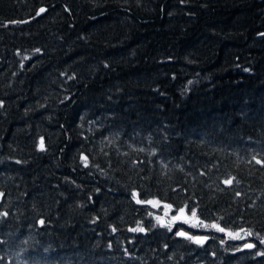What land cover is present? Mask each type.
I'll return each instance as SVG.
<instances>
[{"label": "trees", "instance_id": "trees-1", "mask_svg": "<svg viewBox=\"0 0 264 264\" xmlns=\"http://www.w3.org/2000/svg\"><path fill=\"white\" fill-rule=\"evenodd\" d=\"M262 34L264 0H0V264H264Z\"/></svg>", "mask_w": 264, "mask_h": 264}, {"label": "rangeland", "instance_id": "rangeland-1", "mask_svg": "<svg viewBox=\"0 0 264 264\" xmlns=\"http://www.w3.org/2000/svg\"><path fill=\"white\" fill-rule=\"evenodd\" d=\"M154 202H156V201H154ZM152 205L159 209V211L155 215V218L160 223H165V224L171 225L176 220H182V221H185V222L193 224V225H203V224L205 225L204 222H202L196 215L193 216L192 212L188 211L185 207H179L175 210H172L169 207L160 206L159 203H155V204L152 203ZM182 208L184 209L183 214L180 213V209H182ZM215 225H217V224H215ZM225 232L227 233V235H229V233H232L233 235H230V236L237 237V238H243L246 236L245 232L241 231L239 229H237V230L225 229ZM248 241L249 240H247L246 242H248ZM248 243H250V242H248Z\"/></svg>", "mask_w": 264, "mask_h": 264}, {"label": "snow or ice", "instance_id": "snow-or-ice-1", "mask_svg": "<svg viewBox=\"0 0 264 264\" xmlns=\"http://www.w3.org/2000/svg\"><path fill=\"white\" fill-rule=\"evenodd\" d=\"M44 11H45V9L41 8V9L39 10V12L37 13V15H39L40 13H42V12H44ZM26 22H27V21H19V23H26ZM11 23H18V21H12ZM262 35H264V34H262ZM36 51L38 52L39 49H36ZM25 58H27V57H25ZM189 83H191V82H189ZM40 148H41V150L44 149L43 141H41V143H40ZM82 159L85 160V163H86L87 158H86V157H82ZM257 163H261V161H257ZM224 183H225V184H231V183H232V179L225 180ZM132 195H133V198L137 200V203H153V204L158 203V202H154V201H147V202H145V201H141V200H139V199L137 198V197H138V193H136V192H133ZM238 195H239V194H238ZM166 207H171V206L168 205V206H166ZM183 212H184V209H183V208L180 209V213L183 214ZM0 215H7V213H2V214H0ZM192 215H193V216L196 215V210H195V209H192ZM177 218H178V217H177ZM174 219H175V218H174ZM40 223H43V221H40ZM212 227H216L219 231H225V229L220 228L219 225H215V224H214V225H212ZM137 230H139V231H143V229H132V231H137ZM241 231H244L246 235H249V236H250V235H253V233H252L251 230H243V229H242ZM177 234H178V235H181V236H186V235H187V234L184 233V232H180V233H177ZM229 235H233V234H232V233H229ZM188 238H189V239H194L197 243H203V240L206 239V238H199V237H188ZM260 242H261V243H264V239H261ZM245 247H246V248H253V247H255V245L249 243V244H246ZM258 255H264V253H258Z\"/></svg>", "mask_w": 264, "mask_h": 264}, {"label": "water", "instance_id": "water-1", "mask_svg": "<svg viewBox=\"0 0 264 264\" xmlns=\"http://www.w3.org/2000/svg\"><path fill=\"white\" fill-rule=\"evenodd\" d=\"M199 238H205V237H199ZM205 240V239H204ZM247 244H249V243H247ZM251 244V243H250Z\"/></svg>", "mask_w": 264, "mask_h": 264}]
</instances>
